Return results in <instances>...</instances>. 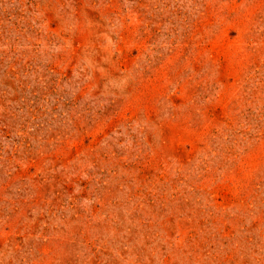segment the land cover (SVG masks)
<instances>
[{
	"label": "rangeland",
	"instance_id": "obj_1",
	"mask_svg": "<svg viewBox=\"0 0 264 264\" xmlns=\"http://www.w3.org/2000/svg\"><path fill=\"white\" fill-rule=\"evenodd\" d=\"M0 264H264V0H0Z\"/></svg>",
	"mask_w": 264,
	"mask_h": 264
}]
</instances>
